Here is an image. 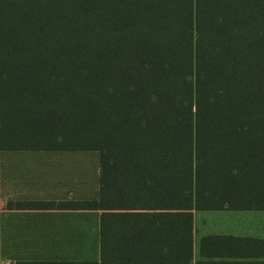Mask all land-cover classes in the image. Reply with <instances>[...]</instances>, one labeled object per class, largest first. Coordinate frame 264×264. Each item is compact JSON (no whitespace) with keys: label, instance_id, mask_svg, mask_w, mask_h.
I'll return each mask as SVG.
<instances>
[{"label":"trees","instance_id":"trees-1","mask_svg":"<svg viewBox=\"0 0 264 264\" xmlns=\"http://www.w3.org/2000/svg\"><path fill=\"white\" fill-rule=\"evenodd\" d=\"M1 150L97 151L138 258L159 211L264 206V0H0Z\"/></svg>","mask_w":264,"mask_h":264},{"label":"crops","instance_id":"crops-1","mask_svg":"<svg viewBox=\"0 0 264 264\" xmlns=\"http://www.w3.org/2000/svg\"><path fill=\"white\" fill-rule=\"evenodd\" d=\"M4 153L0 187L5 185L6 209L0 213V233H6L8 251L17 254L13 264H264L260 204L159 211L166 215L154 222V249L163 252L143 259L111 248L113 234L137 232L142 211L99 206L97 151ZM28 251L36 257H28Z\"/></svg>","mask_w":264,"mask_h":264},{"label":"rangeland","instance_id":"rangeland-1","mask_svg":"<svg viewBox=\"0 0 264 264\" xmlns=\"http://www.w3.org/2000/svg\"><path fill=\"white\" fill-rule=\"evenodd\" d=\"M2 151V150H1ZM5 152V151H4ZM0 153V172L5 173L6 166L2 165V163L6 162V153ZM0 213H4V210L6 209V202H5V185L0 187ZM3 221H5V217L2 218ZM33 252V251H32ZM37 254L27 252L28 257H36ZM17 257V254L13 255L12 252L8 251L7 249V239H6V233H0V264H13L10 260L12 257Z\"/></svg>","mask_w":264,"mask_h":264}]
</instances>
